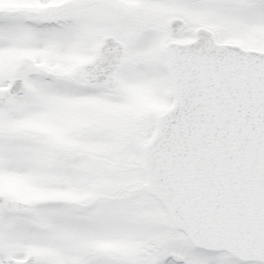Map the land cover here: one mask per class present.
<instances>
[{"label": "snow or ice", "instance_id": "6c2138e0", "mask_svg": "<svg viewBox=\"0 0 264 264\" xmlns=\"http://www.w3.org/2000/svg\"><path fill=\"white\" fill-rule=\"evenodd\" d=\"M0 264H264V0H0Z\"/></svg>", "mask_w": 264, "mask_h": 264}]
</instances>
